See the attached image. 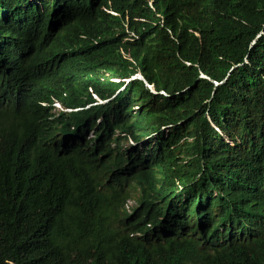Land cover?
<instances>
[{
    "label": "trees",
    "instance_id": "1",
    "mask_svg": "<svg viewBox=\"0 0 264 264\" xmlns=\"http://www.w3.org/2000/svg\"><path fill=\"white\" fill-rule=\"evenodd\" d=\"M0 264H264V0H0Z\"/></svg>",
    "mask_w": 264,
    "mask_h": 264
},
{
    "label": "clouds",
    "instance_id": "2",
    "mask_svg": "<svg viewBox=\"0 0 264 264\" xmlns=\"http://www.w3.org/2000/svg\"><path fill=\"white\" fill-rule=\"evenodd\" d=\"M55 108L61 109L58 104H54Z\"/></svg>",
    "mask_w": 264,
    "mask_h": 264
},
{
    "label": "rangeland",
    "instance_id": "3",
    "mask_svg": "<svg viewBox=\"0 0 264 264\" xmlns=\"http://www.w3.org/2000/svg\"><path fill=\"white\" fill-rule=\"evenodd\" d=\"M58 110V108H55V111H57Z\"/></svg>",
    "mask_w": 264,
    "mask_h": 264
}]
</instances>
